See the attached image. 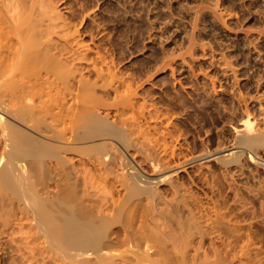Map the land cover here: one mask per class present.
<instances>
[{
	"label": "rangeland",
	"instance_id": "374dc122",
	"mask_svg": "<svg viewBox=\"0 0 264 264\" xmlns=\"http://www.w3.org/2000/svg\"><path fill=\"white\" fill-rule=\"evenodd\" d=\"M56 5L63 15L68 16L72 20L71 22L75 23L74 28L78 29L82 42L85 41L84 43L89 44L90 47L93 46L92 50L98 47L101 48L100 52L103 51L107 59L113 58L114 61L116 60L115 63L112 62L119 72V77L125 83L132 85V88L136 87L137 89L135 106L141 105L140 108L134 107L135 111H143L145 115L147 114L146 116L143 114L145 118L149 117V114L152 116V118L149 117L151 120L147 117L148 121L142 117L140 122L153 124L152 126L158 128V132L161 129L160 133L166 135L164 137H167L166 139L162 138L166 140L165 142L169 140L168 144L173 145L175 143V151L176 153L179 152V156L175 157V161H177L175 163L190 157L197 159L185 164L183 169L177 171L176 175L173 176L175 179L173 178L172 183L173 181L174 183L178 182L174 185L177 190L174 187L172 189L173 184L168 181L157 184L156 187L154 186V189L157 188L158 190H156V196L160 194L161 198L159 196L158 198L163 203L159 199V202H157V198H155L156 203L149 205L151 210L143 211L146 213L145 221L139 222L141 225L138 228L136 227L138 230L134 228L135 231L137 230L135 232L136 238L134 239L135 235L133 237L135 243L130 239L125 240L128 244L124 241L125 246L126 244L132 245V243H134V246H126L127 253L124 251L126 250L125 246L121 250L118 247V250L123 252L126 257H123L125 261L122 262L133 264L137 261L136 259L147 256L150 260H154L155 257L160 258L164 255L165 249L170 256L166 253L164 257L162 256L161 261L156 259L159 261L153 262L158 264H238L246 258V263L243 260L242 264H253L252 262L263 264L264 148L252 150L247 149L249 147L244 144L239 145L236 139L238 132L236 133L237 129L235 130V128L239 127V123L242 122L243 118L249 116L252 126H254L253 123H257L256 126L264 131V0H57ZM39 8L41 9V7ZM215 12L221 15L222 18L221 16V19L217 18ZM63 32L60 35H64ZM63 35L57 37L63 40L62 38H65ZM59 39L56 38V41L60 42ZM98 42L99 44H97ZM101 42L102 44L104 42L105 47ZM94 51L89 56L93 57L95 55ZM104 53L102 54L104 55ZM171 57L173 61L170 60ZM182 58H184V62ZM165 60H168L167 64L171 63L169 67ZM163 63L167 66L161 68L165 65ZM85 64L88 65V63ZM85 64H80L81 69H84L82 78H86L87 75L91 80L88 84L93 85L92 78L96 76L89 70L90 64L89 67L86 66V68L88 67L87 70L82 68V65L84 67ZM97 65H99V62ZM96 79L97 77L94 80ZM97 80L94 86L100 87L103 79L100 78L98 82ZM109 96L112 97L113 95L110 94ZM141 108L142 110H137ZM108 109L111 117L115 110L114 108ZM155 111L159 112L158 116H156ZM152 112L155 115H152ZM245 112L250 113L247 115ZM129 113L127 111V115ZM153 116L156 117L153 118ZM140 124L145 127L143 123ZM132 125L137 127L135 123H132ZM135 130L137 129L135 128ZM163 130L169 132L168 134H171V137ZM236 151L242 152L244 155L239 152L240 155H238ZM131 153L133 156H130ZM134 153L135 151L131 149L128 151V154H130L128 156L133 157L136 164H141L140 167L144 171L142 173H145L146 176H154L151 165H149L150 162L146 160L148 159L146 155L143 157L144 155L141 154V156L139 152ZM208 153L211 155L209 156ZM253 153H256V155ZM82 155L74 153L65 155L69 160L71 159L72 167L67 164V161L65 162L66 167L64 166L65 163L64 165H56L64 175V177L62 176L63 179L58 175L59 185L63 184L71 194H75L77 200L79 199L77 194L81 190L77 189L81 186L87 187L88 189L82 188L87 192H89L91 186H94V189L96 187H98L97 189L102 188L96 182L94 184L87 182L86 184V181H83L86 174L83 170L81 171V168L86 160L83 158L85 155ZM196 156H201V158ZM79 158L83 160L81 161ZM172 161L174 162V160ZM44 163L47 164L46 166H51L53 162L50 164L48 159H44ZM67 167L69 172L71 169L73 173H76V169L81 172L82 180L80 176L77 177L73 173H64ZM83 167L85 166L83 165ZM73 168H76L75 171ZM91 169L94 170L90 167ZM90 170L89 173L93 172L94 174V171L91 170L90 172ZM65 174L69 177H65ZM59 178L61 179L59 180ZM66 178L67 180H64ZM78 179L85 184L81 185ZM49 183H52V181H49ZM1 184L0 182V264H36L37 261L38 264L42 261L40 264H66L67 262L64 263L65 260L60 258L57 253L44 247L46 242L41 239L42 236L35 235L38 233H36L37 231L33 225L32 228L29 226L31 230L28 228V225L32 224L30 215H26L29 214V211L26 214L23 213L26 209L24 211V208H21L22 203L12 195L8 188ZM114 184L111 183L109 187L111 188V185L115 186V188L112 187V192H114L113 196H116L114 198H117L119 196L118 191H122V188L119 189ZM105 188L102 191L94 192L95 195L98 194L94 195L95 198L97 197L94 200L90 196L94 191L91 187L92 192L90 191V194H87L91 201L89 198L88 202L86 199L88 197L85 196L87 201H85L86 204L84 203L85 206L89 207L87 203H90V205L92 204L90 209L97 208L93 204L98 203L96 211L98 212L99 205H101L99 201L101 202L104 199L103 196V199L100 200V196L108 195ZM49 190H53V188L50 187ZM119 194L121 196V192ZM108 196H105V199ZM98 199L99 201L96 203L95 201ZM156 204H158L160 212L162 208L161 213H158V210H156L158 212L154 211L157 208L154 209ZM104 206L103 204L102 207ZM151 206H153V210ZM134 211L136 210H132V212ZM112 212L110 213L114 218L116 215H114L115 212ZM138 212L139 210L135 212L136 214L132 213L130 220L135 218L132 221L135 223L134 225L130 223L132 224L130 227L127 226L129 233H131L129 229L138 223L136 221ZM106 213L108 212L106 211ZM144 213L141 211L142 217L145 216ZM123 215L119 216L120 219ZM126 216L125 219L122 217L123 220L117 222L116 216V220L114 219L115 224L121 223L117 224L118 226L114 224L112 227H121L126 219L129 220L130 216L128 215V218ZM141 220L139 219V221ZM127 225H129V221ZM228 225L233 228L228 227ZM19 226H22L20 227L21 230H19ZM242 226L244 227L242 228ZM228 228L239 229L237 230L238 235L237 231L233 230L232 232ZM20 231H22V235H30L29 237L24 235V240L28 239L33 242L23 241L31 243H27L26 246L34 244L35 247H40L44 244L40 247L42 249L44 247V249L41 250L37 247L39 253L32 252L31 254V252H28L32 248L29 246V249L31 248L29 250L24 246L25 243L23 245V237ZM25 231L29 233H24ZM243 231H245L244 235H248V237L242 235L243 238L247 237L246 240L252 238L248 242L253 241L251 244H253L254 250L256 249L255 246L258 247L254 252L262 249V255L261 252L260 254L259 252H252L253 247L251 245L249 247H252V251L247 246L248 250L246 248L239 250V248L242 249L241 234ZM124 234L123 237H130L128 234V236ZM133 234L131 233V235ZM31 235L34 237H31ZM229 235L235 237L232 238ZM123 237L121 235L122 242L126 239H123ZM34 240H37L39 245H35ZM40 240L43 244H40ZM138 241L139 243L136 246L135 244ZM185 242L189 243L188 246L185 245ZM20 243L22 244L19 246ZM16 245L19 248H16ZM121 245L123 246V243ZM167 247L170 251L167 250ZM158 248H161L162 251ZM157 249L164 254L159 255L161 253ZM21 251L23 252L22 255H20ZM153 251L158 252L159 256ZM239 254L241 257H245L241 258ZM30 255H32L31 259L37 260L38 258L39 260L32 262L29 260L27 262ZM33 255H36V259L33 258ZM171 256L177 257L174 260L170 258ZM248 256H250V259ZM22 257L28 258L22 259ZM119 258L121 257L119 256ZM119 258L114 259L113 262L116 261L117 264L120 261ZM147 259L140 260L145 262ZM142 261H139L138 264ZM257 261L260 262L256 263Z\"/></svg>",
	"mask_w": 264,
	"mask_h": 264
},
{
	"label": "bare ground",
	"instance_id": "6f19581e",
	"mask_svg": "<svg viewBox=\"0 0 264 264\" xmlns=\"http://www.w3.org/2000/svg\"><path fill=\"white\" fill-rule=\"evenodd\" d=\"M56 4L57 0H0V182L2 183L1 185L8 188L12 195L15 196L20 203H22L23 206L21 205V208H24V211L26 209L23 213L26 214L28 213L27 211H29V214L26 215H30L32 218V220L30 218V222L32 224H29L28 228H30L29 226L32 228L33 225L37 231L36 233H38L35 235L43 237L41 238L39 236L46 242V245L44 246L42 240H40V244H43L42 246L47 248V250H52L57 253L60 258L65 260L64 263L116 264V261H113L114 259L117 260L120 256V261H117V264H125V262H122L125 261L123 258L125 255L123 252L118 250V247H120V250L121 248L124 249L125 240L130 239L133 242L135 241V232L138 230L137 228L139 225H141L139 222L145 221L144 219L146 217V213L143 211L151 210L149 205L156 203L155 198H157L156 200L159 202L158 196L160 197V194L156 196L158 190L157 188L154 189L156 185L161 184L164 181L172 183L174 178L173 176L176 175L177 171L183 169L185 164L189 162L191 163V160L193 162V159H197L195 157H190L175 163L177 162L175 159L179 153H176L175 151V143L171 145L170 143H167L169 140L165 142L166 140L164 139L167 137H164L166 135H164V133H160L161 129H159L160 132H158V128L152 126L153 124L151 125L147 122H140L142 117L143 119H147L148 116L145 118L147 114L145 115L143 111H135L137 106H135V98L137 95L136 87L134 86L135 88H132V85L130 86V84L125 83L124 80L119 77V72L115 69V65L112 62L114 61L113 58L107 59L105 53L101 51L104 53L103 55L100 52L101 48L99 49V47H96L97 49L93 48L95 51L91 49L93 47L91 45L94 42L93 40L90 44L92 47H90L89 44L84 43L85 41L82 42V40H80L78 29L74 28L75 23L73 24L71 22L72 20L69 19L68 16L65 14L63 15ZM39 7H41V9ZM216 13L217 12H215V14ZM216 15L217 18H220L221 16L218 14ZM64 30L66 31L63 32ZM62 32L65 33L64 35L61 34L65 36V38H62L63 40L57 37H60V33ZM55 36L62 42L56 41ZM97 44H99V42ZM92 51L95 53L93 57L89 56ZM170 60L173 61V58ZM182 60L184 62V58H182ZM98 62L99 65H97ZM167 62L168 60L166 61V64ZM81 63H88V65L85 64L84 67L82 65V68H86V66L89 67V64L91 65L89 70L95 74L98 79H96L97 82L100 78L103 79V83L100 87L94 86L96 85L94 84L96 81L94 79L96 77L92 78L94 81L92 82L93 85L88 84L91 80L89 79L90 77H87V75L86 78H82V72L84 69H81ZM166 64L161 68L166 67L167 65L169 67V64L171 63L169 62L167 65ZM99 84L97 85L99 86ZM122 85L126 86L123 87ZM110 94L113 96H109ZM140 105L137 106V108H140ZM108 108H114L115 110L111 117L109 116L110 111ZM137 110H142V108ZM127 111L131 114L129 113L130 115H127ZM155 113L157 112L155 111ZM158 113L156 116H158ZM245 113L247 114V112ZM249 113L250 112H248L247 115H249ZM143 114L145 116H143ZM152 115L155 114L152 112ZM149 117L152 118L150 114ZM155 117L153 116V118ZM146 121H148V119ZM139 122L143 123L145 127ZM132 123L137 124V127L132 125ZM253 124L254 126H252L249 116H246L242 119V122L240 121L239 127L235 128V130L237 129L236 133L238 132V134H236L237 136H235L239 145L244 144L249 147L247 149L259 150V148H264V131L262 128L259 129V127L256 126L257 123ZM146 125H150L152 127L149 126L150 128L148 127V129ZM135 128L137 130H135ZM163 131L165 132V130ZM169 132L171 133L170 129ZM165 133L168 134L167 132ZM171 134L168 135L171 137ZM173 138L175 137L173 136ZM131 149L135 151L134 154L139 152L140 155H144L143 157L146 155V158H148L146 160H149L150 163H148L151 165L150 167L154 172V176H146L145 173H142L144 171L140 167L141 164H136L133 157H130L133 156L132 153L131 155L128 154V151ZM67 153L85 155L83 158L86 161L82 164V168L84 169L81 168V171L83 170L86 174L84 175L85 178L83 181H86V184L87 182L91 184L96 182L102 187L101 189H97L98 187L94 189V186H91L93 187L92 190H94L93 193L99 192L100 190L102 191V189L104 190L106 187L105 189H107L108 193L106 190L105 191L109 196L101 195V199H99L102 200L103 196L104 199L105 196H108V199H103L101 202L99 199L95 201L96 203L97 201L101 203V205H99L98 212H96L98 203L93 204V206L97 208L90 209V206L92 207V204L90 205V203H87V206L89 207L85 206L86 202L90 198L87 194H90V191L92 192L91 187H89V192L84 190L87 187L84 188L81 186L77 189L83 190H80L81 192L79 191V194H77L78 192L76 191V194L79 197L77 200L75 199V194H71L63 184L59 185L57 178L61 176L63 179L64 175L62 174L63 172H60V168L56 165H64L66 161L68 162L67 164H72L70 161L71 159L69 160V158L65 156ZM239 153L244 155L242 152ZM239 153L238 155H240ZM253 154L256 155V153ZM210 155L211 154H209V156ZM197 158H201V156H198ZM44 159H48L50 164L53 162L51 164V166H53H46L47 164L44 163ZM172 160H174V162ZM83 165L85 167H83ZM64 166L66 167V163ZM90 167L94 169H91L94 171V174L93 172L91 174L89 173ZM65 169L67 170L64 173H73L71 172V168L70 172L68 167ZM75 172L76 173H73V175L81 177V172L77 169ZM65 177H67L66 174ZM61 178H59V180ZM67 178L64 180H67ZM81 180H79V182ZM49 181H52V183H49ZM111 183H115L119 189L122 188V191L119 190L121 192V196L118 191L119 196L114 198L115 195L113 196L114 192H112V187L115 188V186L111 185L112 187L110 188L109 185ZM175 183L173 181L172 189L173 187H176L174 186ZM82 184L83 183H81V185ZM50 187H52L53 190H49ZM176 192L178 193V191ZM95 193L93 195L90 194L94 200L97 199V197H94ZM179 194L182 193L179 192ZM94 200L92 201L93 203ZM102 203L105 205L104 207H102ZM157 205L158 204L154 206V209L156 207L158 208ZM151 207L153 210V206ZM157 208L154 211L158 210L159 212H156L161 213L162 208L160 207L161 212L160 209ZM130 209L136 211L139 210L138 220L136 219L138 223H136V226L131 227V229L135 228L137 230L135 231V229H129L131 233H134L133 235L128 232L127 226L130 227V225H134L135 222L132 221L135 218L132 220H130V218L132 213H135L136 211H129ZM110 210L113 211L112 213L115 212L114 215H116L117 218L116 216H114V218L112 217L113 215L110 213ZM127 210L128 212H126ZM106 211L111 217L108 213H106ZM141 211L145 214V216H143L144 218L141 216L142 214H140ZM130 212L131 214H129ZM123 213L125 214L123 215ZM121 215H123V219H125L126 215L127 218L130 216L128 218L129 220L126 219L121 227H112L115 224V218L117 219H115L116 222L121 221L122 217L121 219L119 217ZM141 218H143V221ZM139 219L141 221H139ZM112 220L114 223H112ZM128 221L129 225H127ZM120 223L121 222L117 224L119 225ZM239 223L240 222H238V224ZM117 224H115V226H118ZM233 225L234 224L232 223V226ZM230 226L228 225V227ZM232 226L231 228L234 227ZM20 227L22 226H19V230L22 229ZM243 227L244 226H242V228ZM229 230H232L233 232L235 229ZM124 232H126V234H124ZM244 232L245 231L241 234L242 249L239 248V250H244L245 248L247 249V247L253 245L251 244L253 241L248 242L249 239L252 240L251 237L246 240L248 235L245 234L247 237L243 238L242 235H244ZM24 233L29 232L25 231ZM20 234L23 237L22 242L29 241L28 239L24 240L25 234L22 235V231H20ZM123 234L125 236L129 235L130 237H123ZM121 235L123 239L126 238L123 242L122 239H120ZM231 235L229 236L232 238L235 237ZM21 236L20 239L22 238ZM25 236L29 237L30 235L26 234ZM31 237L34 236L31 235ZM37 240H34V242H36L35 245H39ZM24 243L25 242H23V245ZM27 243H25L24 246L29 249L30 245L26 246ZM122 243L123 246L121 245ZM126 243L128 244V242ZM134 243H132V245L126 244V246H134ZM137 243H139V241L136 242V246ZM185 243V245L188 246L189 243ZM21 244L22 243H20L19 246ZM17 246L18 245H16V248H19ZM32 246H34V244ZM32 246H30L32 248L30 249L34 250V248H36L34 251H31L30 249V251H28L27 249V251L31 252V254L32 252L39 253V251H37V247H42ZM127 247L125 248L126 250H124L126 253ZM252 247L253 251L250 247L248 248L252 252L258 248L255 246L256 249L254 250V246ZM161 248L158 249L161 250ZM40 249L43 250L42 248ZM159 250L158 252L161 253L163 248L161 251ZM167 250L170 251L168 247ZM261 250H257V252L260 254ZM153 252L156 254L158 253L156 251ZM164 252L165 254H158H164L162 255L164 257L167 253V255L170 256L165 249ZM263 253L261 252V255ZM22 254L23 252L20 253V255ZM252 254L253 253H251V255ZM253 255L255 256V254ZM30 256L29 258L27 257V262L29 260H31V262L39 260L38 258L37 260H33L31 259L32 255ZM162 256L160 258L155 257L154 260L151 259L152 261L149 256L143 257L144 259L148 258L145 262L142 261L143 258H138L135 263L138 264L139 261H142L140 264H156L157 262L153 261H161L163 259ZM176 257L171 256L170 258L174 259ZM244 257L242 256L241 258ZM248 257L250 259V256ZM20 258L21 256L18 259L20 260ZM23 258L26 257H22V259ZM33 258L36 259V255H33ZM26 259L24 260L26 261ZM245 259L246 258L243 260L245 261ZM242 261H240V263ZM260 261L263 263L262 260ZM260 261H257L256 263H259ZM42 262H39V264ZM249 262L247 261V263ZM35 263L38 264V261ZM240 263L238 262V264ZM252 263L254 264V262Z\"/></svg>",
	"mask_w": 264,
	"mask_h": 264
}]
</instances>
